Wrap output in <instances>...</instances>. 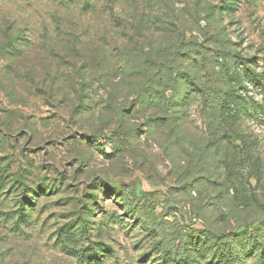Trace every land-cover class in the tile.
<instances>
[{
    "label": "rangeland",
    "instance_id": "374dc122",
    "mask_svg": "<svg viewBox=\"0 0 264 264\" xmlns=\"http://www.w3.org/2000/svg\"><path fill=\"white\" fill-rule=\"evenodd\" d=\"M264 264V0H0V264Z\"/></svg>",
    "mask_w": 264,
    "mask_h": 264
},
{
    "label": "trees",
    "instance_id": "16d2710c",
    "mask_svg": "<svg viewBox=\"0 0 264 264\" xmlns=\"http://www.w3.org/2000/svg\"><path fill=\"white\" fill-rule=\"evenodd\" d=\"M190 258L187 255L186 249L183 251V255L181 257H178L175 259L173 262L174 264H191L190 263Z\"/></svg>",
    "mask_w": 264,
    "mask_h": 264
}]
</instances>
